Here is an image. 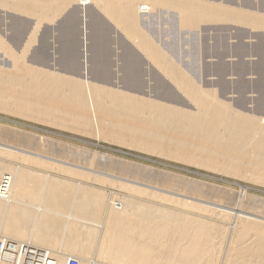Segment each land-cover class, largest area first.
Listing matches in <instances>:
<instances>
[{
  "label": "bare ground",
  "instance_id": "1",
  "mask_svg": "<svg viewBox=\"0 0 264 264\" xmlns=\"http://www.w3.org/2000/svg\"><path fill=\"white\" fill-rule=\"evenodd\" d=\"M200 1L203 0H0L3 11L12 10L27 15L39 23L55 21V17L57 19L63 10L72 5L80 13V59L76 60L77 64L73 58L64 62L62 67L67 70L63 74L48 72L43 70L44 67L40 70L33 67L32 61L31 65L23 61V56L27 54L25 52H28L26 47L32 43L31 37L35 35L36 38L37 31L35 34L34 31L39 30L38 27H34L33 33H30L33 36H28V44L21 42L18 46L13 44L18 40L12 39L10 25H5L6 33L3 31V37H0V52L3 57L10 58V63L0 66V112L68 132L94 134L124 149L159 154L169 161L229 174L264 186V118L234 110L220 100L212 88L203 89L200 84L197 85L179 64L173 62L174 59L171 60L170 55L158 47L159 43H154L151 36L149 38V32L146 34L141 29L140 19L150 16L153 8L176 12L174 16L177 14L178 23L186 29H194L200 23L207 22H229L264 29V17L251 15L252 11L248 14L223 7L220 3ZM89 5L136 45L158 70L164 82L167 81L186 100L187 105L190 104L191 110L179 101L182 97L177 100L175 94L170 92L173 88L169 90L168 84L161 81L159 76L153 79L158 98L155 96L154 100L139 95L138 91L144 85L142 63L139 56L129 52L118 56L121 64L114 71L121 74L116 80L124 86V91H119L120 84L117 85L118 90L108 87L112 72L104 69L106 60L104 62L103 57L96 53L102 48L100 38L104 36V31L92 24V21L97 22L98 16L94 12L89 14ZM10 43L13 45L10 46ZM32 54L36 53L33 51ZM57 144L60 143L0 125L1 155L3 152V155H22L29 153L27 149H35L73 162H91L110 171H119L121 175L128 174L129 162L117 161L102 154L82 159V154H74L62 144L58 148ZM5 161L0 163V239L17 244V248L19 245L29 246L38 254L44 253L55 264H66L74 255L78 256L75 259L79 264H96V261L88 260L92 258H88L90 255L100 259L102 264H264V223L236 215L242 213L254 219H264L263 200L249 198L239 202V195L247 193L248 187L240 186L234 199V196L226 197L224 190L218 193L216 188L204 182L179 181L175 177L172 180L183 182L175 185L177 183L170 180L174 175L164 173L165 180L158 181V186L164 188L163 192L186 200L162 195L163 199L158 201L154 198V202L151 201L152 190H147L149 194L143 193L150 196L147 199H151H139V192L144 190L139 188V192L136 190L137 198L122 196L124 193H121L122 197L107 199L96 187H84L78 183L74 186L61 179L30 171L23 174L19 168L15 172L9 166L11 164ZM153 175L157 176L155 173ZM132 188L129 189L133 191ZM136 191L133 192L136 194ZM187 199L205 203L210 208ZM238 207L243 210H238ZM232 220L234 224H231ZM43 246L54 247L58 252L44 249Z\"/></svg>",
  "mask_w": 264,
  "mask_h": 264
},
{
  "label": "rangeland",
  "instance_id": "2",
  "mask_svg": "<svg viewBox=\"0 0 264 264\" xmlns=\"http://www.w3.org/2000/svg\"><path fill=\"white\" fill-rule=\"evenodd\" d=\"M203 1H200V2L203 3ZM205 1H204L205 3H207V2L208 3L214 2L215 4L220 3L221 6H223V7H225V6H227L226 8L231 7L229 9L233 8L234 10L236 9L237 11H240V12L245 11L248 14L252 13L251 15H254V16L258 15V16L264 17V0H205ZM220 4H217V5H220ZM88 7L93 9L92 5L91 6L89 5ZM73 8L75 9V7H73V5H72V7L71 6L68 7V9H70V10L65 8L68 11L63 10V12H61L63 15L60 13L61 16H57V19L55 17V21L52 20L53 22L52 21H48V22L46 21L43 23H39L36 21L37 19H35V20L33 19L34 23L37 22L38 24L33 23V20H32L33 17L32 18L26 17L27 15L23 16L24 14L22 15L18 12H15V11H13L14 12L13 13L12 10H8L9 11V14H8L7 10L3 11L4 9H0V37L1 36L3 37L4 32L6 33L5 25L6 24L10 25L11 32H9V33L13 35V36L11 35L12 39L18 40V43H13V44H18V46H19L21 44V42L23 43V45H25L26 40H28V38L33 36L35 34V32L37 31L36 32V38L34 37L35 35L33 36L34 38L33 37L30 38V40L32 39V41H31L32 43H29L30 45L28 43H26V44H28L26 47V51H28V52H25V54L26 53L27 54L26 55L24 54L25 56H23V59H24L23 61L26 64L28 63L30 65H31V61H32L33 67L38 68L40 70H42V68L43 67L45 68V66H46L48 69L43 68V70H46V71L49 70L48 72L52 71V73H55V74L56 73L63 74V71L67 70L66 68L62 67L64 62H68L73 58L75 60V64H77L76 62L80 59V52H79L80 51V49H79L80 48V44H79L80 43V35H79V25H80L79 15H80V13L78 12V10L76 11V9L74 10ZM159 9H161V10H159ZM89 10H90L89 14L93 13V11L91 12V9H89ZM1 11H2V13H1ZM65 11H66V13H65ZM152 11L154 13H152ZM152 11L150 12L151 13L150 16H147V17L145 16V18L140 19L141 29L143 28V32L146 34L149 32L147 34L149 36V38L151 36L154 43H156V44L159 43L158 47L159 48L161 47L160 49L165 51V53L168 56L170 55L171 57L170 56L169 57L171 58V60L174 59V61L173 60L172 61L175 62V64H177V65L179 64L181 66V68L183 69V71H185L187 73V75L190 76V78H192L193 81L197 85L200 84L201 86L200 85L199 86L202 87L203 89H207V88L211 89L212 88L214 91H216V94L219 97V99L223 100L225 103H228L229 105H231V107L234 110L241 111L242 113H245V114L248 113V115L264 118V29H254V28L252 29L251 26L234 24V23H229V22L200 23L199 26L194 28V29H189V28L186 29L185 27H183L182 25H180L178 23L177 14H175V16H174V13H176V12L172 11V13H171V10L167 11V9H164V8L163 9L162 8H153ZM250 11H252V12L250 13ZM98 13L101 14L102 17H97L96 18L97 22L92 21L93 22L92 24H94L99 29H103V31H104L103 32L104 36H102V38H100V44H101L102 48L104 47V45L107 47H104L103 49L100 47L101 49H99V52H96V53L100 54L101 58L103 57V61H104V59L106 60V62L104 61L105 62L104 69H108L110 71V73L112 72L111 78L109 79V82H108V83H111V85H109L108 87H111L112 89H114V88L117 89L118 86L121 85L120 88H118V89H119V91H124V89L122 88L124 86H122L121 82L116 80V78H120L121 74H118L114 71H117V68L120 67V64H121V62L118 61V56H121L124 52L125 53L129 52V53H131L137 57L139 56V61H141V63H142L141 69L144 72V74H142V76H141L142 80L144 79L142 81V82H144V85L141 87V90L138 91V92H140L138 94L139 95L142 94L146 98L149 97V99L155 100V96L158 93H157L156 89L153 87L154 86L153 85V83H154L153 79H155V77L158 78V76H159V79L163 82H164V79L162 78L161 75H158L159 74L158 70L147 61L148 59L144 55H142V53L139 51V49L136 48V45L134 43H131L126 37H124V35H122L123 33L121 31H119L118 29H116L114 27V25L112 24V22L109 21L108 19H106V17L103 16L102 13H100V12H98ZM148 17H150L149 18L150 20L148 19ZM172 17L175 21L172 19ZM62 18H63V20H62ZM142 22H144V23L146 22V23L145 24L143 23L144 24L143 25ZM39 24H41V25H39ZM65 25H67V26H65ZM147 25H148V27H147ZM39 26H41V27H39ZM70 26L72 27L73 30L71 29ZM73 26H75L74 27L75 29L73 28ZM100 26L101 27L104 26V27L101 28ZM34 27L36 29L38 27L39 30L38 29L35 30L34 34L30 35V33L34 30ZM76 29H78V30H76ZM52 30L55 31L56 33L53 32ZM29 35H30V37H28ZM51 36H53V37H51ZM23 39H24V41H23ZM34 39H36V42H33ZM104 40L107 43L104 42ZM33 43H35V44H33ZM13 44L10 43V46H12ZM32 44H33V46H32ZM187 44H188V46H187ZM179 45H181V46H179ZM118 47H121V48H118ZM126 47H128V48H126ZM71 49H72V51H71ZM101 50H105V52L102 51L103 55L101 53ZM132 50H133V53H132ZM33 51L36 54L33 55L32 54ZM69 51H71L70 54H69ZM62 53L63 54L65 53L64 56ZM3 56H2V52H0V58L2 57L0 59V61H1L0 66L1 67L4 66L3 64H5V63L6 64L10 63V61H8V60H10V58L7 57L8 58L7 59L6 57H3ZM62 56L64 58H62ZM67 56H69L70 59H68ZM38 57L41 59H39ZM37 58L39 61L36 60ZM27 59H28V61H27ZM115 60H116V62H115ZM39 62H43V63H41L43 65L39 64ZM58 63H59V65L56 66ZM60 63H61V65H60ZM151 73L152 74L156 73V76L153 74V76H154V78H153ZM113 74H114V76H113ZM115 76H117V77H115ZM193 76H194V78H193ZM149 77H150V79H149ZM200 79H202V80H200ZM113 82H115L113 84L114 86L112 85ZM164 83L166 85L168 84L167 81H165ZM207 84H209V85H207ZM167 86L170 87L171 85L168 84ZM148 87H149V89H148ZM171 88H173V87H170L168 89L170 90ZM146 89H148V90L151 89V90L149 92ZM153 92L155 94H151ZM170 92H173L172 93L173 95L175 94L177 100L179 99V97L180 98L182 97L179 95V93L174 88H173V91L171 89ZM149 94L151 97L149 96ZM152 95H154V97ZM156 100L159 101V99H156ZM179 101L180 102L182 101V103H185L186 105L188 104V103H186V100L184 101L183 97L181 99H179ZM162 102H165V101H162ZM170 104H172V103H170ZM187 106H189V108L187 107L186 109L191 110L190 104ZM0 125L11 127L14 129H19L21 131L30 133L34 136H40L44 139H51L54 141H58L60 144H57L56 147L60 148L61 146H59V145H61V144L64 147H69L70 151L72 153L75 152L76 154L79 153V155L82 154L80 156L82 159L89 158L90 155L91 156H93V155L97 156V155L102 154V155H109V156L113 157L114 159H117V161H123L124 163L129 162V164H127L128 167L125 166V168L126 167L128 168L127 169L128 174L125 175L122 173V175H121V172H119V171L118 172L116 170L110 171L109 169H106V168L101 167L99 165H94L91 162H89L87 164L81 163V162L78 163L77 161L73 162L71 160L70 161L66 160L63 157L55 156L54 154H50L47 152H40L39 150L36 151L35 149H27L29 151V153H25V154L22 153V155H21V153H19L17 155L16 154L14 155L12 153L11 154L5 153L3 155L4 152L1 155V152H0V156H1L0 163L2 161L6 160L5 162H7L8 164H11L9 166H11V168L15 172L19 168L20 172H23V174L25 173V171H26V173L30 171V172L36 173L38 175H48L50 177H55L57 179H61L67 183L73 184L74 186L78 183L77 185H81L84 187L88 186V187L94 188V189L96 187V190L98 189V191L104 193V195L107 199L112 198V197L119 198V196L122 197V196H126V195L129 197L135 196L134 198H137V197H139L138 195H140L139 199L149 200V199H151V198H149L150 196L143 194V193L147 192V190H149V191L152 190V191H150V193L152 195L151 194L150 195L152 197L151 201H154V202H156L154 198H157L156 200H158V201L161 200V198L163 199L164 197H162V195L165 197H166V195L167 196L169 195L168 197L175 196V198H178V199L183 198L184 200H186V198H184V197H180L178 195L163 192L162 189H164V188L160 185L158 186V183H159L158 181L165 180V179H163L164 173H170V174L174 175V176H171V179L169 177L170 180H172V178L178 177L177 179L179 181H183V180L189 181V182L195 181V183L204 182L207 186L216 188V190H218L216 192H218V193H219V191L224 190L226 197H227V195H229V197L234 196V199L238 196L240 186L248 187V189H246L247 193L245 192L244 194L242 193L239 195V197H238L239 202H241L242 199L248 200L249 198L255 199V200L261 199L264 201V186L263 185L254 183V182L249 181V180L244 179V178L232 177L229 174L223 173L224 174L223 175L220 172H210V171L205 170L203 168L201 169L200 167L190 166V165L183 164V163L181 164V163H178L176 161L174 162L172 160L169 161V160L165 159L164 157L160 156L159 154L157 155V154L142 153V152L134 151L130 148L124 149V147H121V146L115 145V144H111V143L103 140V138L94 136V134L93 135H85V134L74 133L71 131L68 132V131H64V130L54 128L48 124L45 125V124L37 123L34 121L32 122V121L22 120L19 118H15V117H11V116L2 114L1 112H0ZM58 148H57V150H58ZM71 149H74V151H72ZM30 151H32V152H30ZM83 153H86L88 155H85ZM36 154L37 155L39 154V155L37 156ZM25 155H26V157L31 156V158L30 157L26 158ZM86 156H88V157H86ZM52 158H53V160H52ZM32 159H33V161L34 160L35 161L33 162ZM50 159H51V161H50ZM58 159L62 160V162ZM63 162H65L67 165H65V163H63ZM38 163H40V164H38ZM42 163L43 164L45 163V164L43 165ZM57 164H58V166H57ZM80 165H81V167H80ZM129 165L132 169L129 167ZM65 166H66V169H64ZM120 166H122V165H120ZM43 167H45V168L47 167L46 168L47 170ZM50 168L52 170H50ZM70 168H71V170H70ZM129 168H130V170H129ZM22 170H24V171H22ZM61 170H64V172ZM79 170H81V171H79ZM129 171H130V174H129ZM133 171H134V173H132ZM151 171H152V174H151ZM167 171H169V172H167ZM75 172H76V174H78V173L79 174L76 175V174H74ZM60 173H62V174H60ZM64 173H65V175H64ZM100 173H101V175H100ZM153 173L157 174V176L156 175L154 176ZM107 174L108 175L111 174V175L108 176ZM132 174H135V175H132ZM138 174H141V175H138ZM72 175L76 176V177H73ZM79 175L81 177L78 178ZM92 175L94 176L95 180L93 179ZM152 176L154 178H152ZM90 177H92V179ZM155 178H156V180H155ZM192 178H194V179H192ZM166 179H168V178H166ZM217 179H219V180H217ZM144 180L145 181L148 180V181L145 182ZM175 180L176 179L172 180V181H174V184L177 183L175 185H180L181 183H183V182L179 183L178 180L177 181H175ZM185 181H184V183H185ZM154 182H156L157 185H153V184H155ZM127 185H128V187L126 188ZM156 186L158 189L156 188ZM132 187H134L133 191H136V190L138 191V188L140 190L141 189L142 190L144 189V190H143V192L141 191L142 194L139 192L140 190L138 191L139 194L137 191L135 194V192L131 191V189H133ZM129 188H131V189H129ZM155 188L157 189V191ZM124 190H125V192H124ZM126 191H128L130 194H128V192H126ZM155 192H158V193L155 194ZM121 193H124V194H122V196H121ZM147 193L149 194V192H147ZM164 193H165V195H164ZM153 194H155L156 197L153 196ZM130 195H132V196H130ZM147 196H149L148 197L149 199H147ZM144 197H146V199ZM187 201H189V202L193 201L192 203L202 205V207L206 206V207L210 208L209 205L202 203V202H199V203L196 201L194 202L193 199H187ZM251 202H252V200H251ZM211 208H213V207H211ZM237 209L243 210L241 207H238ZM236 215L239 217L244 215V216H242L243 218H246V219L249 218V220L251 219V220H256L259 222L262 220L261 223L262 222L264 223V219H258V218L254 219V217L251 218L250 215L247 216L246 214H242V213H237ZM233 221L234 220L230 221L231 224H234ZM51 245L52 246H58V244H55V243H51ZM42 248H44V249L50 248V250L54 249V251L56 253L58 252V249H55L54 247L43 246ZM74 256H72V257H74V258L78 257L77 255H74ZM91 257L93 258V260ZM88 258H91V259H88ZM88 258L87 259L90 261H94V262L96 261L97 262L96 264H102L101 260L98 258H95L94 255H90V257H88Z\"/></svg>",
  "mask_w": 264,
  "mask_h": 264
},
{
  "label": "built area",
  "instance_id": "3",
  "mask_svg": "<svg viewBox=\"0 0 264 264\" xmlns=\"http://www.w3.org/2000/svg\"><path fill=\"white\" fill-rule=\"evenodd\" d=\"M0 239V264H55L44 253L26 245H19ZM66 264H79L75 258H69Z\"/></svg>",
  "mask_w": 264,
  "mask_h": 264
},
{
  "label": "crops",
  "instance_id": "4",
  "mask_svg": "<svg viewBox=\"0 0 264 264\" xmlns=\"http://www.w3.org/2000/svg\"><path fill=\"white\" fill-rule=\"evenodd\" d=\"M90 9H91V12L93 11V12H95V14H96L98 17H101V15L97 14L98 12H96V10H94V9H92V8H90ZM69 72H72V71H69Z\"/></svg>",
  "mask_w": 264,
  "mask_h": 264
}]
</instances>
